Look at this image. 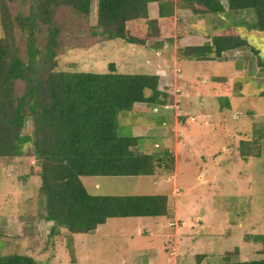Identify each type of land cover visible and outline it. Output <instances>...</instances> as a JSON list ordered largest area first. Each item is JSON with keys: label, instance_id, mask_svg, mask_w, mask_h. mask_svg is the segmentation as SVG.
Instances as JSON below:
<instances>
[{"label": "rangeland", "instance_id": "374dc122", "mask_svg": "<svg viewBox=\"0 0 264 264\" xmlns=\"http://www.w3.org/2000/svg\"><path fill=\"white\" fill-rule=\"evenodd\" d=\"M223 1L226 5L227 0ZM148 7L150 16L156 17L155 5ZM179 14L176 31L183 32L184 39L171 47L166 44L161 55L153 50L154 40L144 48H133L116 39L89 48H71L57 57V70L107 73L113 62L119 73L159 71L170 78L165 81L175 104L180 102L187 114H197V143L182 142L176 154L173 146H163V106L144 103L143 109L117 115L120 135L133 136V130L153 126V136L140 139L143 150L172 153L173 170H157L155 174L156 178L171 179L173 185L175 173L181 193L177 190L179 195L170 202L169 214L112 218L92 233L71 236L62 229L52 238L51 224L33 220L35 234L26 239L21 231L24 222L17 215L28 218L35 211L39 181L31 168L36 159L33 155L0 157V256L25 254L36 264H219L227 259L264 257L255 241V236L264 235V66L258 64V58L264 62V32L234 26L241 21L253 23L252 11L212 15L208 18L211 26H234L249 44L211 62L183 58L179 47L201 44L211 27L205 24L206 17L197 20L188 10ZM96 15L97 0H92V25ZM182 58L187 62H180ZM191 61L194 66H189ZM180 107L169 105L165 109L173 111L172 118H180ZM140 109L144 111L140 113ZM31 130L28 121L25 133ZM169 133L179 137L182 132L173 127ZM153 176H83L81 180L92 195L168 194L170 188ZM140 225L145 228L139 232Z\"/></svg>", "mask_w": 264, "mask_h": 264}, {"label": "trees", "instance_id": "16d2710c", "mask_svg": "<svg viewBox=\"0 0 264 264\" xmlns=\"http://www.w3.org/2000/svg\"><path fill=\"white\" fill-rule=\"evenodd\" d=\"M158 5L157 17L149 3ZM92 0H0V157L33 155L32 175L39 181L35 211L23 217L22 236H34L33 220L51 224L50 238L60 230L88 234L112 218H155L168 213L165 194L92 195L83 176L155 175L172 171L168 150L146 153L140 137L122 136L117 115L135 103L174 104L157 74L57 70V57L69 49L121 40L135 47L149 41L172 46L176 10L206 17L211 28L203 44L179 47L181 57L214 61L247 46L236 27L264 32V0H97L96 24L90 23ZM252 11L254 21L216 28L212 15ZM210 23V24H209ZM215 23V20H214ZM258 54L259 51L252 47ZM258 64L264 66L261 58ZM30 121L31 133H25ZM26 219V220H25ZM69 243L72 242L70 237ZM264 255V235L255 236ZM203 256H199L201 259ZM0 264H36L25 254L0 256ZM219 264H264L259 259Z\"/></svg>", "mask_w": 264, "mask_h": 264}, {"label": "crops", "instance_id": "0c3cea01", "mask_svg": "<svg viewBox=\"0 0 264 264\" xmlns=\"http://www.w3.org/2000/svg\"><path fill=\"white\" fill-rule=\"evenodd\" d=\"M149 4H152V5H155V10H156V14L158 15V5H157V3L156 2H151V3H149ZM150 8V7H149ZM187 10H184V9H177L176 10V15L177 14H179L180 12V14H182V13H184V12H186ZM189 11V10H188ZM190 12V11H189ZM149 13H150V9H149ZM151 14V13H150ZM179 14V15H180ZM157 17V16H156ZM176 18H177V16H176ZM197 20H200V18L197 16ZM176 24H177V22H176ZM175 36H176V38H175V43L176 42H180V41H182L183 39H184V36H185V34L182 32V34H180L178 31H176V33H175ZM203 41L202 42H204V41H206L207 39H206V37L203 35ZM182 38V39H181ZM181 39V40H180ZM202 42H201V44H202ZM156 43H157V41L154 43L155 44V46H154V49L153 50H156V53L157 54H159V55H161V53L164 51V48H165V46H166V44H164L162 47H160V48H158L157 46H156ZM148 44V43H147ZM200 45V44H199ZM147 46V45H146ZM132 47L133 48H135V46H133L132 45ZM169 47H171V46H169ZM144 48V47H143ZM146 48H148V47H146ZM226 53V52H225ZM182 60H184L183 58L181 59V60H179L180 62H182ZM184 62H187V60H184ZM190 63V65L189 66H194L193 65V63H192V61L191 62H189ZM189 63H187V64H189ZM186 64V65H187ZM174 65H176L177 66V63H174ZM180 65V64H179ZM116 66V65H115ZM116 68H117V66H116ZM180 68H182V70H183V68L184 67H181V65H180ZM158 72L159 71H157L155 74H157V75H159L160 77H161V88L163 89L164 87V85L166 86L167 85V87H168V81H165V79H167L168 77L167 76H162V75H160V74H158ZM183 72L185 73V71L183 70ZM186 75V74H185ZM170 78H168V80H169ZM171 94V93H170ZM180 103V102H179ZM179 103H177V104H172V106H175V107H177V106H181ZM143 104L144 103H135L134 104V106H133V109H137V108H144V106H143ZM142 108V109H143ZM180 110V114L181 113H183V117H174L173 116V118H172V113H173V111L172 110H170V109H165V108H162L161 110H164V114L162 115L163 117H162V121H163V125L165 126V129H166V131L165 132H163L162 133V135H161V137H162V139H163V141H164V143L165 144H163V146L165 147V146H173V151H174V154H176V152H175V150L179 147V145L182 143V142H184V141H186L187 142V144H193V143H197V114H195V115H192V114H187V112H185V111H183L182 109H181V107L179 108ZM141 110V109H140ZM160 110V111H161ZM142 111H144V110H141V111H139L140 113H142ZM139 112L137 113V114H139ZM154 113H159V112H154ZM178 119H180L181 120V122H179V125H178ZM169 122V126H167V123ZM174 127V129H178V130H181V132L182 133H179V137H173V136H175V135H170V133H169V129H171V128H173ZM151 130H155L154 128H153V126H151V127H149L148 129H145V130H141V129H135V130H133L132 131V135L133 136H137V137H140V139L141 138H144V137H149V136H153V135H151L150 133V131ZM153 132V131H152ZM192 133H194V134H192ZM156 134H158V133H156ZM178 135V134H177ZM182 136H184L185 138H183ZM182 137V138H181ZM140 139H139V142H140ZM159 143H156V145L155 146H157ZM141 149L143 150L144 149V147L143 146H141ZM145 149H146V147H145ZM144 151V150H143ZM172 151V150H171ZM145 152V151H144ZM147 153V152H146ZM139 176H146V175H139ZM153 176V175H152ZM152 176H147V177H152ZM132 177H138V176H132ZM153 177H157L156 175H154ZM172 177V176H171ZM170 177V178H171ZM172 179H173V185H170V182H171V179H167V178H165V177H162L161 179L160 178H156V180L157 181H159L160 183H161V185L164 187H169L170 188V191L168 192V194L166 193L165 195L168 197V201H169V205H170V202L172 201V202H174V199H175V197H177L180 193H181V191H180V188H179V186H178V182H177V180H176V177H175V173H174V177H172ZM166 182L168 183V185H166ZM157 184V183H156ZM157 186H158V184H157ZM177 190L179 191V194H177L176 192H177ZM170 209H168V212H170L169 211ZM169 213H167V215H168ZM143 228H145L144 226H142V225H140V227H139V232L143 229ZM144 230V229H143Z\"/></svg>", "mask_w": 264, "mask_h": 264}, {"label": "built area", "instance_id": "2783aa9c", "mask_svg": "<svg viewBox=\"0 0 264 264\" xmlns=\"http://www.w3.org/2000/svg\"><path fill=\"white\" fill-rule=\"evenodd\" d=\"M169 105H165L164 108H168Z\"/></svg>", "mask_w": 264, "mask_h": 264}]
</instances>
